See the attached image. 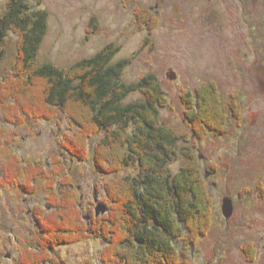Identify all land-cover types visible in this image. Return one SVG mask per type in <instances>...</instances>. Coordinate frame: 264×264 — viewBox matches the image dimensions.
Returning <instances> with one entry per match:
<instances>
[{
    "label": "rangeland",
    "instance_id": "1",
    "mask_svg": "<svg viewBox=\"0 0 264 264\" xmlns=\"http://www.w3.org/2000/svg\"><path fill=\"white\" fill-rule=\"evenodd\" d=\"M8 1L0 0V16ZM25 1L48 13L38 62L67 69L113 44L120 47L113 62L131 59L122 73L124 82H138L145 74L156 77L166 99L159 108L160 122L175 135L179 148V159L170 162L169 169L176 174L185 167L184 149L196 145L212 197V225L186 249L188 264H264V0ZM145 13L156 26L140 22L138 16ZM6 40L0 77L14 58L17 35L9 32ZM204 83L216 84L225 102L235 97L240 116L228 118V135L208 134L199 141L187 123L181 97ZM140 96L132 93L127 100ZM76 131L64 115L51 120L29 117L19 125L0 111V178L12 162H5L10 153L24 164L41 163L46 173L60 158L73 183L77 208L88 223L110 212L106 184L119 176L136 177L137 172L132 167L120 174H101L91 153L97 137L85 161L71 158L61 142L65 133ZM46 194L41 187L35 194L0 188V264H19L22 241L36 235L32 211L41 207L45 215L50 209ZM224 199L233 205L228 220L221 211ZM99 207L104 212L96 215ZM106 246L105 239L90 238L56 246L52 255L61 264H103ZM246 246L255 250L252 261L243 252Z\"/></svg>",
    "mask_w": 264,
    "mask_h": 264
},
{
    "label": "trees",
    "instance_id": "2",
    "mask_svg": "<svg viewBox=\"0 0 264 264\" xmlns=\"http://www.w3.org/2000/svg\"><path fill=\"white\" fill-rule=\"evenodd\" d=\"M47 19L45 10L25 0L6 3L0 16V61L9 32L17 35V41L14 58L0 77V111L19 125L29 117L51 120L64 115L78 128L65 133L61 142L71 158L85 161L91 140L97 137L100 140L90 152L101 174H120L132 167L137 174L111 179L105 186L108 216L87 223L60 158L46 173L41 163L24 164L10 153L5 162H12L4 166L1 186L27 194L41 187L50 208L45 215L36 214L39 249L26 246L21 264H61L52 255L56 246L90 238L106 240L103 264H188L186 249L212 225V197L196 145L184 149L186 166L171 173L169 163L178 161L179 148L175 135L160 122L159 108L166 103L163 90L153 74L143 75L138 82H124L122 73L131 59L113 62L119 46L109 44L67 69L38 62ZM138 19L151 27L157 23L152 24L149 13ZM136 92L139 98L127 100ZM181 99L187 123L199 141L208 134L228 135V118L240 116L236 98L225 102L214 83H204L194 93L184 92ZM184 141L190 143V139ZM243 252L250 261L255 257V250L247 246Z\"/></svg>",
    "mask_w": 264,
    "mask_h": 264
},
{
    "label": "flooded vegetation",
    "instance_id": "3",
    "mask_svg": "<svg viewBox=\"0 0 264 264\" xmlns=\"http://www.w3.org/2000/svg\"><path fill=\"white\" fill-rule=\"evenodd\" d=\"M2 178H3V173H2V176L0 178V188L1 189L9 190L10 188H12V189L17 190L16 187H12V186H7V187L1 186V180H2ZM18 192H21V191L18 190ZM40 208L41 207H35L34 211H32L33 212L34 223H35V231L34 232H35L36 235H34V239H32V241H29V240L22 241V243L20 245V247H21L20 248L21 249V259H22V255H23V252L25 251V247L26 246L28 247V249H32L34 251H36V250L39 249V239H40L41 231L39 230V222L37 221V218H36L37 215L36 214L38 213V215L39 214L41 215V212L39 210ZM7 256H8V258L10 257L9 255H7ZM21 259H20L19 264H21Z\"/></svg>",
    "mask_w": 264,
    "mask_h": 264
},
{
    "label": "water",
    "instance_id": "4",
    "mask_svg": "<svg viewBox=\"0 0 264 264\" xmlns=\"http://www.w3.org/2000/svg\"><path fill=\"white\" fill-rule=\"evenodd\" d=\"M206 177H207V175H206ZM100 211L104 212V208H102V207L97 208L96 211H95L96 215H99ZM221 211H222L223 217L226 220L231 218L232 213H233V205H232V201L230 199H224L223 200Z\"/></svg>",
    "mask_w": 264,
    "mask_h": 264
},
{
    "label": "bare ground",
    "instance_id": "5",
    "mask_svg": "<svg viewBox=\"0 0 264 264\" xmlns=\"http://www.w3.org/2000/svg\"><path fill=\"white\" fill-rule=\"evenodd\" d=\"M24 195V194H23Z\"/></svg>",
    "mask_w": 264,
    "mask_h": 264
}]
</instances>
